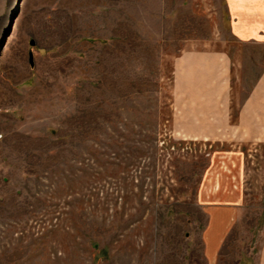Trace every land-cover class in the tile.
I'll return each mask as SVG.
<instances>
[{
  "label": "rangeland",
  "instance_id": "rangeland-1",
  "mask_svg": "<svg viewBox=\"0 0 264 264\" xmlns=\"http://www.w3.org/2000/svg\"><path fill=\"white\" fill-rule=\"evenodd\" d=\"M14 3L0 0V264H206V196L226 178L242 208L222 260L255 258L264 141L214 120L224 101L236 117L264 48L233 38L227 0H21L5 39Z\"/></svg>",
  "mask_w": 264,
  "mask_h": 264
},
{
  "label": "crops",
  "instance_id": "crops-1",
  "mask_svg": "<svg viewBox=\"0 0 264 264\" xmlns=\"http://www.w3.org/2000/svg\"><path fill=\"white\" fill-rule=\"evenodd\" d=\"M227 10L233 38L245 46L264 48V0H227ZM250 93L238 105L236 117L233 116L232 103L229 101L216 104L214 122L224 123L226 129L234 122L240 125V136L234 138L264 141V69ZM227 98L225 95V100ZM233 188L235 186L226 178L222 186L216 181L206 196L208 225L206 231H202L206 264H264V237L257 246L255 258L222 260L224 248L233 242L235 231L232 229L242 208V198Z\"/></svg>",
  "mask_w": 264,
  "mask_h": 264
},
{
  "label": "water",
  "instance_id": "water-1",
  "mask_svg": "<svg viewBox=\"0 0 264 264\" xmlns=\"http://www.w3.org/2000/svg\"><path fill=\"white\" fill-rule=\"evenodd\" d=\"M17 7H18V5L15 4V3L12 6V9H14V12L10 14L9 21H8L7 26L5 28V35H4L5 39L8 36V34L10 33V31H11L13 25H14V21L16 19L17 14H18V8ZM5 39H4V41H5Z\"/></svg>",
  "mask_w": 264,
  "mask_h": 264
},
{
  "label": "bare ground",
  "instance_id": "bare-ground-1",
  "mask_svg": "<svg viewBox=\"0 0 264 264\" xmlns=\"http://www.w3.org/2000/svg\"><path fill=\"white\" fill-rule=\"evenodd\" d=\"M15 1V0H14ZM20 0H16V4L18 5ZM14 12V9L12 10V13Z\"/></svg>",
  "mask_w": 264,
  "mask_h": 264
}]
</instances>
